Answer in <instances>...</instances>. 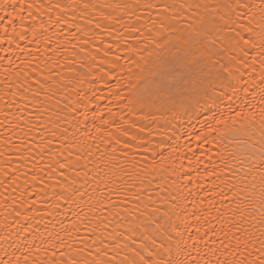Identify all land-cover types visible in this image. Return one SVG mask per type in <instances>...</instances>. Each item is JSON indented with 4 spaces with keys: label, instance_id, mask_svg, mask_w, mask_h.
<instances>
[{
    "label": "snow or ice",
    "instance_id": "snow-or-ice-1",
    "mask_svg": "<svg viewBox=\"0 0 264 264\" xmlns=\"http://www.w3.org/2000/svg\"><path fill=\"white\" fill-rule=\"evenodd\" d=\"M0 264H264V0H0Z\"/></svg>",
    "mask_w": 264,
    "mask_h": 264
}]
</instances>
